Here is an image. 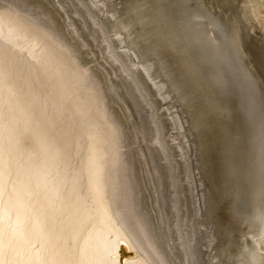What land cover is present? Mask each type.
Masks as SVG:
<instances>
[{
  "label": "bare ground",
  "instance_id": "obj_1",
  "mask_svg": "<svg viewBox=\"0 0 264 264\" xmlns=\"http://www.w3.org/2000/svg\"><path fill=\"white\" fill-rule=\"evenodd\" d=\"M0 54V264H264V0H0Z\"/></svg>",
  "mask_w": 264,
  "mask_h": 264
},
{
  "label": "rangeland",
  "instance_id": "obj_2",
  "mask_svg": "<svg viewBox=\"0 0 264 264\" xmlns=\"http://www.w3.org/2000/svg\"><path fill=\"white\" fill-rule=\"evenodd\" d=\"M75 24L78 25V21L75 20ZM256 32H261L260 30L256 29ZM256 38H260V34L256 33L254 34Z\"/></svg>",
  "mask_w": 264,
  "mask_h": 264
},
{
  "label": "snow or ice",
  "instance_id": "obj_3",
  "mask_svg": "<svg viewBox=\"0 0 264 264\" xmlns=\"http://www.w3.org/2000/svg\"><path fill=\"white\" fill-rule=\"evenodd\" d=\"M165 54L167 55L168 53L165 52ZM6 54H0V59L5 58Z\"/></svg>",
  "mask_w": 264,
  "mask_h": 264
}]
</instances>
